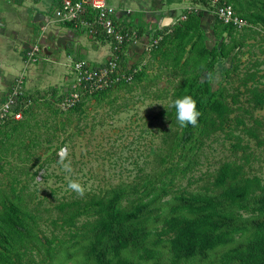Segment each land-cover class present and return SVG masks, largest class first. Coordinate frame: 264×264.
Returning <instances> with one entry per match:
<instances>
[{"label":"rangeland","instance_id":"obj_1","mask_svg":"<svg viewBox=\"0 0 264 264\" xmlns=\"http://www.w3.org/2000/svg\"><path fill=\"white\" fill-rule=\"evenodd\" d=\"M59 1L0 0V99L20 76L31 98L21 119L0 128V264H221L224 251L242 247L254 225L264 223V23L247 20L229 36L207 0H105L125 24L143 30L141 44L125 59L135 71L131 80L67 107L71 62L104 61L107 49L95 54L96 42L105 41L57 22ZM151 10L160 12L157 22L148 16ZM248 10L264 14V4L258 0ZM192 15L199 19L201 41H194L186 63L184 57L176 63L173 31ZM162 17L167 21L161 23ZM157 35H164L158 46L145 49ZM201 42L207 52L199 50ZM32 46L37 61L27 60ZM201 94L202 119L185 139L173 102L184 96L196 101ZM216 102L228 109L223 121L212 110ZM224 165L235 180L219 186ZM252 177L262 188L246 208L231 204L224 189ZM73 180L85 188L82 197L68 189ZM147 181L165 192L125 226V233L136 229L137 236L117 253L107 235L94 244L106 216L97 201L121 188L119 205L127 211L145 199ZM180 195L213 198L220 212L230 214L229 227L246 231L226 245L174 254L173 232L164 230L181 214L191 215L181 208L187 201ZM6 212L23 224L21 230L5 229Z\"/></svg>","mask_w":264,"mask_h":264},{"label":"trees","instance_id":"obj_2","mask_svg":"<svg viewBox=\"0 0 264 264\" xmlns=\"http://www.w3.org/2000/svg\"><path fill=\"white\" fill-rule=\"evenodd\" d=\"M223 1L229 3L228 0ZM230 1L234 2V10L237 12H247L245 15L239 16L235 11L241 19L246 21V24L247 20L252 22L260 21L264 23V14H261L256 10H248L251 9V7H253L255 2L258 0H246L245 2H242V0ZM259 2L264 4V0H259ZM199 25V19L197 16L192 15L182 23V27H177L173 31V37L179 40L176 45V53L174 56L176 63H179L183 57V63H186L191 57L189 54L195 50L193 49V45L195 43L194 41H201V27ZM235 27L237 26L232 23L224 24L225 32L229 36H231L232 29ZM142 34L143 30L139 28L138 35L142 36ZM164 35L161 36L158 44L162 41ZM158 44L155 47H157ZM189 44L190 48L187 50L186 46ZM223 47L224 46L222 44L221 53L225 55L226 52L223 50ZM199 50H201V53L208 51L206 50L203 42L200 43ZM196 103L197 110L201 113L198 118L199 123L202 119L203 108L205 105V97L203 94L196 99ZM212 110L215 111L220 120L223 121L225 113L228 109L221 102H216L212 105ZM193 128L194 126L190 124L185 128V139H188L192 135ZM228 180H235V173L229 165H224L219 170L216 178V184L222 186ZM261 188L262 184L257 177L245 178L242 184H235L232 187L225 188L224 196L231 204L244 209L247 207L248 199L257 189ZM142 192L144 193L145 199H140L139 201L133 203L131 208L127 211H124L119 205L120 199L124 196L123 189L121 188H115L111 191V193H108L107 196H104L97 201L99 209L106 212V216L99 223L100 231L96 234L94 244H100L102 238L107 235V237H109L112 241L116 242L115 244H112V248L116 251L115 253H117V250L121 247L128 246V238L137 236L138 230L134 229L125 233V226H128L129 221L139 217L141 213L147 209L161 193L165 192V189L163 185L155 187L152 183L147 181L143 182ZM179 198L186 199L187 202H185L181 208L191 215L186 216L181 214L178 222L164 230L166 233L173 232V235L170 238V246L174 254L182 253L190 256L197 250L212 248L218 245H226L232 242L237 234L246 231V228L240 225H233L229 227L228 221L231 219L230 214L220 212L217 203L211 197L193 195L190 198H185L183 195H180ZM3 220L6 224V230L11 227L21 230V227H23V224L8 212L5 213ZM114 225H118L120 228L115 231ZM96 254L99 256L102 255L103 252L98 250L96 251ZM220 261L221 264H264V223L257 222L249 236L246 238L245 244L242 247H234L224 251L220 255ZM113 264L129 263L126 260H116Z\"/></svg>","mask_w":264,"mask_h":264},{"label":"built area","instance_id":"obj_3","mask_svg":"<svg viewBox=\"0 0 264 264\" xmlns=\"http://www.w3.org/2000/svg\"><path fill=\"white\" fill-rule=\"evenodd\" d=\"M207 1L222 23L246 25V21L235 13L231 4L223 0ZM123 13L129 14L130 10H124ZM53 14L57 22L70 27H81L91 36L105 41L108 47L104 61L95 63L81 58L71 62L72 80L64 102L67 107L75 106L85 95L131 80L135 69L125 66V59L131 47L142 36L138 35V29L133 25L125 24L105 0H60ZM160 38L161 35L152 38L150 45H144L145 49L155 47ZM37 50L36 46H32L27 52V60L40 59ZM30 103L31 98L25 92L24 81L20 76L0 99V128L21 119Z\"/></svg>","mask_w":264,"mask_h":264},{"label":"clouds","instance_id":"obj_4","mask_svg":"<svg viewBox=\"0 0 264 264\" xmlns=\"http://www.w3.org/2000/svg\"><path fill=\"white\" fill-rule=\"evenodd\" d=\"M209 80H211V76H209ZM172 106L176 110V122L180 127H187L189 124L194 127L198 126V118L201 113L197 110V103L191 96L176 99ZM60 163L65 171H71L70 164L64 163L63 158ZM68 189L81 197L85 194V188L78 181H69Z\"/></svg>","mask_w":264,"mask_h":264},{"label":"crops","instance_id":"obj_5","mask_svg":"<svg viewBox=\"0 0 264 264\" xmlns=\"http://www.w3.org/2000/svg\"><path fill=\"white\" fill-rule=\"evenodd\" d=\"M148 13H150V14H148V16L151 17L154 20V22H157V20L159 18V15H160V12L151 10V11H148ZM164 18L165 17L160 18V22L161 23L164 21ZM138 42H140V41H138ZM138 42H136L135 45L136 44H138V45L141 44V43H138ZM97 44H99V43L96 42V44L94 45V52H95V54H99L100 55V54L104 53L105 49H107V45L105 44V46H103L101 44H99V45H97ZM105 53H107V52H105ZM0 80H2V79H0Z\"/></svg>","mask_w":264,"mask_h":264},{"label":"water","instance_id":"obj_6","mask_svg":"<svg viewBox=\"0 0 264 264\" xmlns=\"http://www.w3.org/2000/svg\"><path fill=\"white\" fill-rule=\"evenodd\" d=\"M41 17H42V14H40V13H37L36 16H35V18H37V19H39V18H41ZM164 21L166 22L167 19L165 18ZM60 39H61V37H59V40H60Z\"/></svg>","mask_w":264,"mask_h":264}]
</instances>
